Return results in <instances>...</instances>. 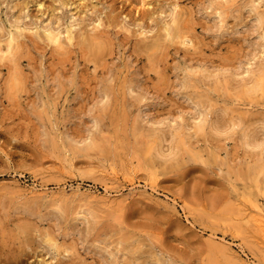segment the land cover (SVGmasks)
<instances>
[{
  "label": "rangeland",
  "instance_id": "1",
  "mask_svg": "<svg viewBox=\"0 0 264 264\" xmlns=\"http://www.w3.org/2000/svg\"><path fill=\"white\" fill-rule=\"evenodd\" d=\"M16 26L0 54V264H264V151L240 137L264 128V88L246 90L264 0H0L1 46ZM186 123V144L157 151Z\"/></svg>",
  "mask_w": 264,
  "mask_h": 264
},
{
  "label": "bare ground",
  "instance_id": "2",
  "mask_svg": "<svg viewBox=\"0 0 264 264\" xmlns=\"http://www.w3.org/2000/svg\"><path fill=\"white\" fill-rule=\"evenodd\" d=\"M225 1V0H224ZM227 1L228 0H226V3H227ZM230 1V0H229ZM251 2V1H250ZM177 3V2H176ZM218 3V2H217ZM175 4V3H174ZM178 4V3H177ZM171 5V4H170ZM213 5V4H212ZM215 5H217L216 3H215ZM176 6L177 5H173V6H171L170 7V9H169V12L168 11H166V12H168L167 14H165L163 17H164V24H166V25H168V26H166L165 25V30L168 32V30H169V27H170V24H172V23H175L176 22V11L178 10H176ZM163 11V10H162ZM165 11V10H164ZM221 14V13H220ZM221 18V17H220ZM220 18H218V20L220 19ZM101 19V18H100ZM161 19V18H160ZM222 19V18H221ZM220 19V20H221ZM224 20V19H223ZM94 21V20H93ZM257 21L258 22H260L261 21V18H259V16H258V19H257ZM101 22V21H100ZM161 22V21H160ZM219 22V21H218ZM220 22H222V20L220 21ZM256 23V22H255ZM14 24V23H13ZM101 24V23H100ZM221 24V23H220ZM90 25V24H89ZM99 25V22H96V26H98ZM163 25V24H162ZM222 25V24H221ZM224 25V24H223ZM223 25H222V27H223ZM252 25H255V24H253L252 23ZM220 26V25H219ZM218 26V27H219ZM95 27V26H94ZM221 27V26H220ZM25 28L24 27H19V26H16V27H14L13 29H9L7 32H5V42H6V44H5V46L3 47V46H1V43H0V54H4V53H10L11 52V50H12V48L14 47V44L16 43V41H17V39L22 35V32H23V30H24ZM139 30V29H138ZM146 33V31L144 30V29H140V31H139V34L140 35H142V36H144L143 34H145ZM166 34V33H165ZM44 35L46 36V38L50 41V42H52V43H54V44H56V45H61L63 42H69V41H71L72 40V38L74 37V35L72 34V32H70V30H66V31H64V32H61V31H57V30H55L54 28L52 29V28H47V29H45L44 30ZM139 37V36H138ZM142 38V37H141ZM182 38V37H181ZM188 38V37H187ZM192 39V38H191ZM186 40V39H185ZM188 41H189V39H187ZM264 40V39H263ZM73 41V40H72ZM194 41V40H193ZM65 42V43H66ZM182 42V41H181ZM184 42V41H183ZM262 43V42H261ZM3 44V43H2ZM185 45V44H184ZM262 45V44H261ZM183 46V45H182ZM58 47V46H57ZM262 47V46H261ZM260 48V47H259ZM260 51V53L261 54H264V44H263V47L259 50ZM256 52V51H255ZM254 54V53H253ZM256 54V53H255ZM261 56V55H260ZM1 57V56H0ZM263 57H264V55H263ZM262 58V57H261ZM249 60V59H248ZM247 61V60H246ZM261 62V61H260ZM259 62V63H260ZM247 63H248V61H247ZM246 63V64H247ZM261 65H260V67H258V69H257V73H255V74H251L252 76H250L249 75V77H250V82H251V85H250V87H248V89L246 88V90L249 92V93H257V92H260V91H262L263 90V88H264V59H263V62L262 63H260ZM242 66V65H241ZM240 68V67H239ZM242 68V67H241ZM247 69H250L249 67H247ZM256 69V68H255ZM244 70V69H243ZM251 70H253L252 69V67H251ZM246 72V71H245ZM253 72V71H252ZM255 72V71H254ZM242 78H240V80H241ZM245 79V78H244ZM249 79V78H248ZM243 80H241V82H242ZM247 81V80H246ZM243 82H245V81H243ZM227 83H228V80H227ZM227 85V84H226ZM225 85V86H226ZM244 85V84H243ZM132 87V86H131ZM130 87V88H131ZM227 87V86H226ZM243 90V89H242ZM245 90V91H246ZM243 92V91H242ZM246 94V93H245ZM244 95V94H243ZM248 95V94H247ZM257 95V94H256ZM259 95H260V93H259ZM203 101V100H202ZM199 102V101H198ZM196 103V102H195ZM203 103H205V102H203ZM198 104V103H197ZM196 104V105H197ZM204 106V105H203ZM200 108V107H199ZM199 108H198V110H199ZM204 108L202 107V110H203ZM195 110V109H194ZM197 110V109H196ZM195 110V111H196ZM202 110H200V111H202ZM210 110V109H209ZM216 111V110H215ZM195 113V112H194ZM201 113V112H200ZM214 113V112H213ZM193 116H194V114H193ZM203 116V115H202ZM219 117V116H218ZM225 117V116H224ZM197 118H200V114H197ZM202 119V118H201ZM208 119V118H207ZM215 119V118H214ZM213 119V120H214ZM195 120V119H194ZM186 121H188V119L186 120ZM190 121V120H189ZM207 121H209V120H207ZM212 121V120H211ZM230 121H232V120H230ZM179 122V121H178ZM182 122V121H181ZM196 122H199V120L198 121H196ZM232 122H234V120L232 121ZM238 122V121H237ZM236 122V123H237ZM263 122V121H262ZM203 123V122H202ZM208 123V122H207ZM229 123H231V122H229ZM228 122H226V121H224V120H222L221 118H220V120H217V121H213L211 124H210V128H212V129H218V128H220L219 130H221V129H223L222 127H230V124H229ZM235 122H234V124H236ZM241 123V122H240ZM192 124V123H191ZM205 124H206V122H205ZM264 124V123H263ZM262 124V125H263ZM231 125H233V124H231ZM237 126H238V124H236ZM243 125V124H242ZM241 125V126H242ZM192 126H195L196 128H198V124L197 123H193V125H190V124H188V123H186V124H183V125H179L178 127H173V126H171L172 128H173V131H171V133H169V138H165V135H163L162 137H161V139H159L160 140V142H159V140L157 141V142H159V144L157 145V146H155V147H157V151H159L160 153H161V151H162V147H163V144H162V142L163 141H165V140H167V139H169L168 141H171V142H173L172 144H174V148L175 149H178V147H179V145H180V142H182V143H185V130H187L188 128H190V127H192ZM246 127V126H245ZM247 127H249V126H247ZM262 127V126H261ZM264 127V126H263ZM239 128H241L242 129V127H240L239 126ZM253 127H251V129H252ZM199 129V128H198ZM241 129H240V131H241ZM259 129H260V126H259ZM205 130V129H204ZM228 130V129H227ZM230 130V129H229ZM245 130H246V128H245ZM257 130H253L252 132L251 131H249V130H246V131H243L242 133H241V136H240V134H239V136L241 137V140H242V142L244 143V144H249V145H253L254 147L255 146H260V152H261V149H262V151H264V128H262L261 129V131H263L262 132V137H261V135H258V133L256 132ZM167 133V132H166ZM165 133V134H166ZM260 134V133H259ZM188 135V134H187ZM159 135H157V137H158ZM156 137V138H157ZM168 137V136H167ZM169 143V142H168ZM155 144V143H154ZM171 144V143H170ZM171 144V145H172ZM186 144V143H185ZM168 145V144H167ZM166 145V146H167ZM171 145L168 147L169 149H170V147H171ZM173 146V145H172ZM250 147V146H249ZM167 148V147H166ZM251 148H253V147H251ZM154 149V148H153ZM172 149V148H171ZM174 149V150H175ZM154 150H156V149H154ZM147 151H149V150H147ZM176 151V150H175ZM164 152V151H163ZM174 152V151H173ZM178 152H179V150H178ZM158 153V152H157ZM168 153V152H167ZM170 153V152H169ZM159 154V153H158ZM171 154V153H170ZM178 154V153H177ZM264 154V153H263ZM163 155H161V157H162ZM263 156V155H262ZM259 171L261 172V173H263L264 174V161H263V164L260 166V168H259ZM249 201V200H248ZM251 202H253L252 200H251ZM256 206V205H255ZM258 214V213H257ZM259 215V214H258ZM261 215V214H260ZM256 217H258V216H255V218H254V221L256 222V220H257V222H256V224L255 225H257V227L259 228V231H261V234H262V238H264L263 236H264V222H263V220L260 218V216L258 217V219L256 218ZM262 217V216H261ZM81 219H82V217H81ZM85 218H83V220H84ZM83 220H81V221H83ZM85 222V221H84ZM113 255V254H112ZM116 258V257H115ZM231 262V261H230Z\"/></svg>",
  "mask_w": 264,
  "mask_h": 264
}]
</instances>
